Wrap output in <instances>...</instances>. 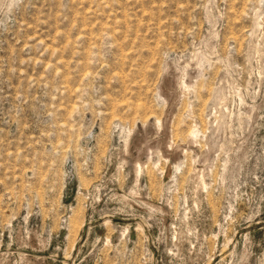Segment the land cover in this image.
Listing matches in <instances>:
<instances>
[{"label":"rangeland","instance_id":"obj_1","mask_svg":"<svg viewBox=\"0 0 264 264\" xmlns=\"http://www.w3.org/2000/svg\"><path fill=\"white\" fill-rule=\"evenodd\" d=\"M0 264H264V0H0Z\"/></svg>","mask_w":264,"mask_h":264},{"label":"bare ground","instance_id":"obj_2","mask_svg":"<svg viewBox=\"0 0 264 264\" xmlns=\"http://www.w3.org/2000/svg\"><path fill=\"white\" fill-rule=\"evenodd\" d=\"M196 127H197V125H196ZM197 134H198V129H193L192 130V137L191 138H193V136H195V135L197 136Z\"/></svg>","mask_w":264,"mask_h":264}]
</instances>
